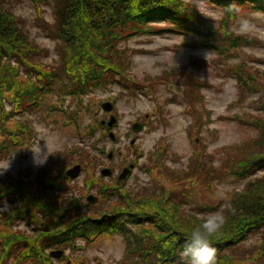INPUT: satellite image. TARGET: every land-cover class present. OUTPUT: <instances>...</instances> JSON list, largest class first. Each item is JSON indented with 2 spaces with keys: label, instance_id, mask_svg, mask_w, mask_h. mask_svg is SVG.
<instances>
[{
  "label": "rangeland",
  "instance_id": "1",
  "mask_svg": "<svg viewBox=\"0 0 264 264\" xmlns=\"http://www.w3.org/2000/svg\"><path fill=\"white\" fill-rule=\"evenodd\" d=\"M138 1L134 0L133 6ZM178 3L205 18L200 32L192 33L169 20L147 22L145 26L155 29L131 34L119 44L127 64L118 70L117 81L104 80L85 95L68 93L59 81L46 86L45 75L54 77L59 72L65 77V64L72 73L84 65L80 60L65 63V50L70 49V57L78 59L82 47L75 40L68 45L58 36L53 1L7 3L30 47L38 51L28 57L27 66L18 56L0 64V85L7 87H0L1 255L8 237H35L43 245L50 241L47 233L51 226H79L81 222H76L88 216L103 220L98 218L102 207L115 216L120 209L113 212L112 206H123L129 211L124 217L127 225L138 203L144 201L143 213L161 212L162 218L169 216L178 227L191 225L182 217L191 216L190 212L209 218L213 213L222 216L231 208L235 195L249 180L234 176L236 164L259 156L243 146L258 139L259 127H264V15L234 8L228 13L206 0ZM87 22L77 24L78 33ZM205 37H210L207 40L212 45ZM236 37L238 44L230 47ZM39 77L44 86V92L38 91L39 99L44 98L39 106L29 105L18 92L12 94L8 89L31 83L39 87ZM61 102L62 109L57 111ZM107 102L112 105L111 112L103 108ZM111 115L116 123L109 129ZM25 120L35 134L28 139L21 132ZM134 123L146 124L134 132ZM39 148L42 156L47 149L50 155L46 163L37 166L33 152ZM75 165L82 170L71 179L66 172ZM131 165L130 175L120 179ZM110 167H114V174L102 176L101 170ZM258 169L253 177L264 174V169ZM53 182L58 189L51 187ZM167 193L173 198L171 202L178 204V211L166 202ZM90 195L98 197L97 203L91 204V215L81 208L89 204ZM121 199L124 203H119ZM14 210L26 211V218H18ZM94 220L93 226L97 223ZM85 223H81L82 228L88 229L86 235L93 240L78 237L73 227L70 233H74L76 245L70 247L58 240L44 250L49 255L44 261L119 264L126 254L123 239L113 233L98 234ZM202 223L197 222L193 229ZM237 224L231 217L223 219V227L211 239L232 236ZM22 242L15 244L17 251ZM261 242V234H255L224 252L233 254L234 264H264V255L257 251ZM53 250L63 251V257L52 258L49 251ZM1 255L0 264H6ZM9 259L13 264L23 261L17 256Z\"/></svg>",
  "mask_w": 264,
  "mask_h": 264
},
{
  "label": "trees",
  "instance_id": "2",
  "mask_svg": "<svg viewBox=\"0 0 264 264\" xmlns=\"http://www.w3.org/2000/svg\"><path fill=\"white\" fill-rule=\"evenodd\" d=\"M9 1L0 0V64L3 59L18 56L27 66L28 57L30 58L38 50L30 47L22 25L17 23V15L13 14L7 7ZM30 1L34 3L38 0ZM41 1L49 2L50 0ZM51 1L55 4V24L58 28V36L62 38L61 40L67 42L68 45L74 43L71 40H75L82 47L79 50L78 59L70 57V49L65 50V63L80 60L84 62V65L81 69L72 73L65 64V77L59 75V72L54 77H50L48 74L45 75L46 86L59 81L64 86V89L73 95L77 91L85 95L91 86H97L102 81L109 80V78L110 80H115L120 67H126L125 64H127V58L119 44L128 39L131 34L155 29L152 25L145 26L147 22L169 20L192 33H198L200 32V25L205 24L203 21H206L195 9L185 6L184 3H178V0H139L135 6H133L134 0ZM206 1L211 6L219 7L228 13H230V8H234L235 10L243 9L250 13H261L264 15V0ZM87 19L88 22L82 25L78 33L77 24ZM140 20H142L141 23ZM138 24L141 26L134 27ZM133 27L135 31L131 32L130 30ZM205 29L206 27L204 26ZM210 29L207 25V30L210 31ZM67 35H69V38ZM85 37L87 38L84 41ZM209 38L205 37L204 40ZM232 40L230 47H235L239 42V38L236 37ZM215 41H217L216 38ZM206 42L212 45L209 40ZM83 48L87 50H83ZM239 76L240 74L238 73V79L241 80ZM36 80L41 83L39 87L31 83L21 88H18L16 84L15 89H8H10L12 94L18 92L19 97L28 102L29 105L39 106L40 102H44V98L39 99L40 94H38V91L40 93L44 92V86L40 77ZM0 87L7 88L3 85H0ZM26 127L28 125L22 124L21 132L28 139L34 136V133L29 127ZM259 130L261 131L259 138L243 146H247L252 151V154L256 152L259 156L247 159V162L241 163L240 166L236 164L238 169L233 173L238 179L249 178V180H247V184L243 189L235 195L234 200L231 202V208L226 210L222 216L216 217L217 220L230 217L238 220L236 231L232 236L222 239H211L212 245L217 249V264H234L232 260L233 254L224 251L239 246L255 234H261L262 236V242L258 246L257 251L259 254L264 255V174L261 177H253L260 171L258 168L264 169V127H259ZM3 149L7 148L4 147ZM62 161L66 162V159ZM51 187L53 189L59 188L56 182H53ZM167 195L166 202L171 204L170 206L175 211H178V204L171 202L173 200L172 196L168 193ZM119 203H124V200L121 199ZM37 205L41 206L40 203ZM93 207L91 204H86L81 208L86 212H90L87 213L91 215ZM116 209H120L119 212L115 213V216H109V212L103 210L102 207L98 213L101 216L98 218L103 217V220L88 216L76 223L87 222L85 224H90L89 228H92L98 234L105 232L106 234L113 233L120 236L126 245V254L119 264L182 263L181 252L186 237L192 232L197 222H204L208 219L190 212L191 216L183 215L182 217L191 222V225L174 226L169 216L161 217V212L143 213L142 211L146 209V204L142 201L138 203L135 210L133 209L134 211L129 216V222L126 225L124 217L128 215L127 212L129 211H126L123 206H112L111 208L113 212ZM14 213L18 218H26V211L17 212V210H14ZM58 217L61 218L62 216L58 215ZM93 220L97 222L94 226L92 225ZM81 223L79 226L68 223L66 224V229L51 226V231L47 233L50 241H46L43 245H41L42 240L35 237L30 238L23 235L15 236L14 238L8 237L4 242L2 255L0 254L1 259L4 256L6 264H13L10 263L9 258L17 256L18 259L23 260L20 264H25L27 261H31L34 264H47L44 260L49 255H46L44 250L53 246L56 241L68 242L67 244L70 247H74L76 245L75 239H72L74 233H78V237L84 235L89 240L94 239V237L86 235L88 229H83L84 224ZM73 227L77 231L70 233ZM17 240L23 241L22 249L19 251L15 248ZM225 260L227 261L224 263Z\"/></svg>",
  "mask_w": 264,
  "mask_h": 264
},
{
  "label": "clouds",
  "instance_id": "3",
  "mask_svg": "<svg viewBox=\"0 0 264 264\" xmlns=\"http://www.w3.org/2000/svg\"><path fill=\"white\" fill-rule=\"evenodd\" d=\"M50 154L41 155V149L34 153L33 159L37 166L43 165L47 161ZM9 167V163L4 171ZM3 172V171H2ZM0 172V173H2ZM218 214H210L199 227L186 237L183 250L181 252V260L183 264H217V249L212 245L211 237H213L222 227L223 219H216Z\"/></svg>",
  "mask_w": 264,
  "mask_h": 264
},
{
  "label": "water",
  "instance_id": "4",
  "mask_svg": "<svg viewBox=\"0 0 264 264\" xmlns=\"http://www.w3.org/2000/svg\"><path fill=\"white\" fill-rule=\"evenodd\" d=\"M109 104H106L104 107L107 108V110H111L110 106H108ZM116 119L114 117H111V121L109 123V126L112 127L113 124L115 123ZM143 125L142 124H139V123H135L133 125V130L135 132H139L140 129H142ZM113 136V134H111ZM134 143V142H133ZM112 153L110 154V157H112ZM133 166H131L130 168H126L123 170L122 174L120 175V179H125L128 175H130L131 173V169H132ZM81 172V167L80 166H75L74 168L70 169L68 172H67V175L72 178V179H75L78 177V175L80 174ZM112 174V171L110 169H103L102 170V175L103 176H110ZM98 200L97 197L93 196V195H90L88 198H87V201L89 203H96ZM52 256L56 257V258H61L62 255H63V251H55V252H52L51 253Z\"/></svg>",
  "mask_w": 264,
  "mask_h": 264
},
{
  "label": "flooded vegetation",
  "instance_id": "5",
  "mask_svg": "<svg viewBox=\"0 0 264 264\" xmlns=\"http://www.w3.org/2000/svg\"><path fill=\"white\" fill-rule=\"evenodd\" d=\"M147 119H148V117H147ZM146 124V123H145ZM124 167H122V169H123ZM109 169H111V171H112V174H114V167H110Z\"/></svg>",
  "mask_w": 264,
  "mask_h": 264
}]
</instances>
